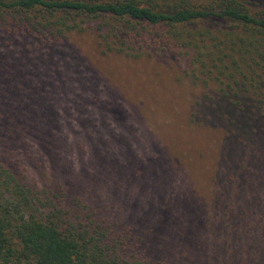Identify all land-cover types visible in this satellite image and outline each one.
<instances>
[{
  "label": "trees",
  "instance_id": "1",
  "mask_svg": "<svg viewBox=\"0 0 264 264\" xmlns=\"http://www.w3.org/2000/svg\"><path fill=\"white\" fill-rule=\"evenodd\" d=\"M166 54L191 84L98 77ZM155 231L264 264V0H0V264H166L138 249Z\"/></svg>",
  "mask_w": 264,
  "mask_h": 264
},
{
  "label": "rangeland",
  "instance_id": "2",
  "mask_svg": "<svg viewBox=\"0 0 264 264\" xmlns=\"http://www.w3.org/2000/svg\"><path fill=\"white\" fill-rule=\"evenodd\" d=\"M74 35L76 37L68 39L67 44L62 48L66 52H71V54L74 55L84 54L82 61L85 63L89 59V56L85 54V51H82V48H91V45L94 43V41H91L93 40L92 35L82 34V36L89 41L77 39L81 34ZM125 59L120 57L111 63L114 67L121 65L123 69L117 71L113 67L112 73L105 75V77L109 79V82L104 81V77L100 76V65H96V67L99 68L98 77L101 80V84L102 82L105 84H113L115 87H120L121 89H129V86L136 84H191L183 77L182 71L185 64L184 59L182 60L174 55L166 54L161 57H151L135 61H125ZM156 72H159L158 77H155ZM118 101L119 97H116L111 106L103 104L105 108H101V110L105 109L106 113L102 114L100 111L99 115L101 116L96 119L100 122V127L98 131L97 129L95 131L96 133L99 132L102 134L100 135L103 140L107 138L108 143L113 144L114 150L117 149L118 145H121L123 141L122 138H114L111 134L116 135L117 133H120L122 136H127L130 133V131L124 126V123L121 124V119L114 115L115 112H118ZM188 111L190 112V110ZM103 118L108 124L106 128L102 124ZM163 143L166 147V140H163ZM144 145L146 144L144 143ZM190 182L191 181L187 180V183ZM195 189V195H192L197 198H203L204 206L202 207V216L205 220V224L208 225L211 220V213H208L207 211V209L210 210L208 199L211 187L206 185L204 180L200 179ZM164 195L165 194H162L160 197ZM105 213L107 215L106 210ZM109 216H111V214ZM191 230H198V227L196 226ZM139 232L141 231L139 230ZM185 234L187 239H190L189 242L191 243V238L197 235V231H187ZM151 235L153 236L152 239H150L149 236L140 233L143 246H140L138 249L139 251L144 252L153 262L155 260L166 264H211L212 258L210 257L207 246H178L180 241L175 239L176 236L171 235L167 240H164L157 231L153 232ZM159 242L163 246H158ZM225 248H227V246H225Z\"/></svg>",
  "mask_w": 264,
  "mask_h": 264
}]
</instances>
